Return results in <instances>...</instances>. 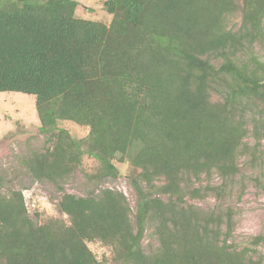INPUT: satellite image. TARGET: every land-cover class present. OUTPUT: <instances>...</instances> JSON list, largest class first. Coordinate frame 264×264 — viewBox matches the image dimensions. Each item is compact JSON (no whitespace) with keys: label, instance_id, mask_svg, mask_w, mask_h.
Here are the masks:
<instances>
[{"label":"trees","instance_id":"obj_1","mask_svg":"<svg viewBox=\"0 0 264 264\" xmlns=\"http://www.w3.org/2000/svg\"><path fill=\"white\" fill-rule=\"evenodd\" d=\"M97 1L108 25L77 18L75 0H3L0 93L34 97L44 146L20 161L33 180L61 189L83 156L99 178L126 161L135 213L116 190L63 193L56 210L65 218L38 223L21 191H0V264H100L95 242L111 249L110 264H261L229 241L232 208L186 200L225 193L190 181L233 177L247 126L258 142L264 135V62L252 51L264 0ZM237 13L233 31L226 19ZM60 122L87 136L74 140ZM146 230L157 242L148 252Z\"/></svg>","mask_w":264,"mask_h":264},{"label":"rangeland","instance_id":"obj_2","mask_svg":"<svg viewBox=\"0 0 264 264\" xmlns=\"http://www.w3.org/2000/svg\"><path fill=\"white\" fill-rule=\"evenodd\" d=\"M75 1L79 5L77 18L105 25L110 23L111 16L105 11L101 1ZM240 18L239 13L227 18V28L236 31ZM252 51L264 62V31L262 39L254 43ZM242 57L246 58V54ZM215 64L218 66L220 61ZM221 100L220 94L211 95V101ZM34 103L31 95L0 93V191L24 192V203L30 214L38 213L37 218L32 216L38 223L50 218H65L56 210L63 193L85 197L105 189L121 191L133 216L136 195L130 179L136 171L126 161H115L118 171L116 177L99 178V164L94 159L83 156L79 167L60 185L61 189H57L49 181L39 182L32 179L20 161L31 152L42 151L44 146ZM57 126L67 131L76 141L84 139L88 133L87 128L72 122H60ZM247 128L249 132L244 139L245 148L237 157L238 172L233 177L222 179L213 171L210 176L202 175L198 180L190 181L192 188L223 187L225 193L218 198L209 194L201 200L186 201L205 210L232 208L235 211V227L229 241L238 249L248 248L253 258H260L261 264H264V135H261L258 142L252 133V126L248 125ZM144 235L142 248L148 252L157 246V242L149 230ZM256 237H261L262 241L253 245ZM88 248L100 264H110L111 249L98 242L89 243Z\"/></svg>","mask_w":264,"mask_h":264},{"label":"built area","instance_id":"obj_3","mask_svg":"<svg viewBox=\"0 0 264 264\" xmlns=\"http://www.w3.org/2000/svg\"><path fill=\"white\" fill-rule=\"evenodd\" d=\"M118 191V190H117ZM118 192H121V191H118ZM122 193V192H121ZM25 196V193L24 192H22V196ZM24 196H23V198H24ZM24 205H25V203H24ZM25 208H26V210H27V213L29 214V215H32V214H30L29 213V211H28V208H27V206L25 205ZM35 211V210H34Z\"/></svg>","mask_w":264,"mask_h":264}]
</instances>
